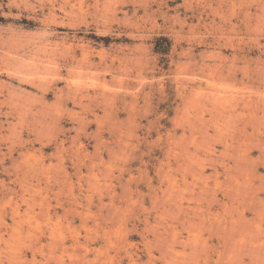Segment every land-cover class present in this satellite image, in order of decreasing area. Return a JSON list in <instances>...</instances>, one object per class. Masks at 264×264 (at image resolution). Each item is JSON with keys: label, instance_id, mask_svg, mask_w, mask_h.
I'll return each instance as SVG.
<instances>
[{"label": "rangeland", "instance_id": "rangeland-1", "mask_svg": "<svg viewBox=\"0 0 264 264\" xmlns=\"http://www.w3.org/2000/svg\"><path fill=\"white\" fill-rule=\"evenodd\" d=\"M0 264H264V0H0Z\"/></svg>", "mask_w": 264, "mask_h": 264}, {"label": "bare ground", "instance_id": "bare-ground-1", "mask_svg": "<svg viewBox=\"0 0 264 264\" xmlns=\"http://www.w3.org/2000/svg\"><path fill=\"white\" fill-rule=\"evenodd\" d=\"M87 93V92H86ZM12 97H14V96H12ZM19 105V104H18ZM47 114V113H46ZM16 133V132H15ZM114 154V153H113ZM250 168V167H249ZM22 172V171H21ZM93 182V181H92ZM33 206V205H32ZM48 246V245H47ZM64 250V249H63Z\"/></svg>", "mask_w": 264, "mask_h": 264}]
</instances>
